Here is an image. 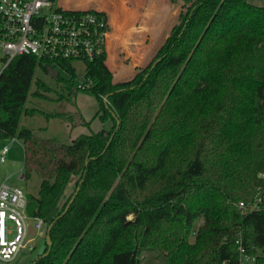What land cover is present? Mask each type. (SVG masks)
Here are the masks:
<instances>
[{"label": "trees", "instance_id": "16d2710c", "mask_svg": "<svg viewBox=\"0 0 264 264\" xmlns=\"http://www.w3.org/2000/svg\"><path fill=\"white\" fill-rule=\"evenodd\" d=\"M171 1L180 22L130 79L115 81L107 53L86 65L108 129L69 143L36 136L20 119L35 113L36 66L51 61L21 55L0 73V138H20L25 177L41 178L27 194L46 225L33 264H141L144 250L169 264H242L240 247L264 264V0ZM36 82L44 97L51 88Z\"/></svg>", "mask_w": 264, "mask_h": 264}, {"label": "rangeland", "instance_id": "374dc122", "mask_svg": "<svg viewBox=\"0 0 264 264\" xmlns=\"http://www.w3.org/2000/svg\"><path fill=\"white\" fill-rule=\"evenodd\" d=\"M122 2L127 5L130 12L135 11L136 13L139 12L138 10H145L148 6L146 0H139L142 4L141 7L135 5V0H56L55 5L79 10L97 9L99 11H105L108 16H111L113 13L117 15V13L120 12V4H122ZM155 2H157V6H161L162 9L156 12L152 20L153 24H156V30L152 33L153 37L148 46L153 49L154 57L165 38L170 34L173 26L180 22L179 14L183 10L181 2L177 4L173 3L171 0H155ZM162 15L163 17L160 18ZM118 19H120V17ZM125 22L124 30H127L125 31L127 34L125 36L126 44L124 47H119V51L122 52L121 54L118 52V55H120V57L124 56L126 63L129 64V60L132 58L126 54V49L130 50L131 47L137 46L136 44L134 46L131 45H133L134 41L139 40L141 34L139 29L144 21L138 14H128ZM111 30L112 25L110 32H112ZM148 35L149 34L145 36ZM2 58L3 54L0 50V71L3 65ZM71 64L77 75L74 79L72 78V74L64 69H59L60 75L54 78L46 72L42 66L37 65L35 68L30 94L26 102V107L35 109V113L32 115L23 114L20 119V124L31 128L36 136L40 138H54L60 142L69 143L80 134H90L103 128L108 129L113 124L111 118L103 120L99 115H96L97 111L100 110V101L91 88L75 89L79 82L85 80L86 63L83 61H74ZM114 75L116 81L128 80L132 77L131 75L125 77L120 70L115 72ZM37 79L45 82L51 88L48 92L40 89L48 98L33 94L35 90H38ZM69 83H72L74 88H68L67 84ZM67 111H70L74 117L70 124L59 117L48 118L46 115L47 113ZM77 115L80 116L77 117ZM3 142L9 146L10 151L7 156V161L0 166V183L6 181L10 185L21 187L26 194H37L41 178L36 173H33L30 178H25L24 180H19L18 178L20 170L24 172L26 170L25 151L22 140L14 136L5 138ZM262 194L263 192L259 194L260 196L257 198L258 201L264 198ZM200 223L201 221H198L197 225ZM33 224L34 221L31 219L29 221L31 228ZM14 234L15 233L9 235V238L13 237ZM32 236L34 240L30 242V245H33V249H22L10 264H33L34 260L39 255H42L46 246V231L40 230L36 235L30 234V237ZM190 240L193 241L194 236H191ZM139 259L141 264H169L167 257L157 250H144L140 254ZM0 264L2 263L0 262Z\"/></svg>", "mask_w": 264, "mask_h": 264}, {"label": "built area", "instance_id": "2783aa9c", "mask_svg": "<svg viewBox=\"0 0 264 264\" xmlns=\"http://www.w3.org/2000/svg\"><path fill=\"white\" fill-rule=\"evenodd\" d=\"M54 0H0V49L3 65L0 73L17 56L30 55L50 60L56 70L64 69L61 62H94L107 53L110 20L96 12L75 13L58 9ZM93 81L85 77L78 89L90 88ZM105 98V97H104ZM106 99V98H105ZM0 138V166L7 161L9 146ZM19 180L25 172L20 170ZM240 205L243 207L244 203ZM255 207V206H254ZM33 219L31 228L29 221ZM34 229V232L31 231ZM45 230L41 217L27 212V194L17 185L0 183V262L10 264L24 248L33 249L31 235ZM15 233L13 237L9 235ZM243 253L242 264L255 258Z\"/></svg>", "mask_w": 264, "mask_h": 264}, {"label": "crops", "instance_id": "0c3cea01", "mask_svg": "<svg viewBox=\"0 0 264 264\" xmlns=\"http://www.w3.org/2000/svg\"><path fill=\"white\" fill-rule=\"evenodd\" d=\"M146 1L148 6L143 11L138 10V13H136L135 11L130 12L128 10L127 5L122 2V4H120V12H118L117 15H114L113 13L111 14V16H109V20L112 25V32H110L108 38L107 62L114 73L120 70V72L125 75V77L128 75L133 76L136 73L137 69L147 65V63L154 57V51L148 45L153 37L152 33L156 30V24L154 25L152 20L154 19V15L156 14V12L158 10L161 11L162 7H158L157 2H155V0ZM135 5H137L138 7L142 6L139 0H135ZM128 14H138V16H140L141 19L144 21V23L141 24V28L139 29V31H141L139 40L134 41L133 45H131L134 46L136 44L137 46H134L133 48L131 47L130 50L126 49V54L129 55L130 58H132L131 60H129V64L126 63L124 56L120 57V55H118V52L120 54L122 52L119 51V47H124L126 44L125 36L127 34L125 33V31L127 30H124V25L126 23L125 19ZM119 17L120 19H118ZM161 17H163V15L160 16V18ZM147 34L149 35L145 36Z\"/></svg>", "mask_w": 264, "mask_h": 264}, {"label": "water", "instance_id": "95a60500", "mask_svg": "<svg viewBox=\"0 0 264 264\" xmlns=\"http://www.w3.org/2000/svg\"><path fill=\"white\" fill-rule=\"evenodd\" d=\"M158 61H159V59L156 60V63H157ZM46 69H47L48 73H49L50 75H52L54 78H57V77H58V75H59V71L56 70L53 66H51L50 64H47V65H46ZM113 135H114V134H113ZM111 139H112V137H111ZM111 139L109 140V143H110ZM73 199H74V197L72 198L71 201H73ZM54 223H55V221H54L53 223H51V224L48 226V228H47V240H48L49 244H51V242L49 241V240H50L49 232H50V229H51V227L53 226ZM31 231L34 232V229H31Z\"/></svg>", "mask_w": 264, "mask_h": 264}]
</instances>
